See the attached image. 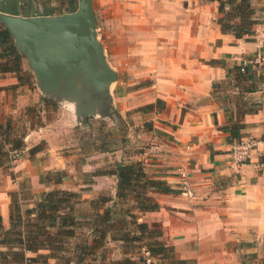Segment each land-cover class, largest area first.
<instances>
[{
    "label": "crops",
    "instance_id": "obj_1",
    "mask_svg": "<svg viewBox=\"0 0 264 264\" xmlns=\"http://www.w3.org/2000/svg\"><path fill=\"white\" fill-rule=\"evenodd\" d=\"M5 1L0 0V6ZM17 1L21 5L31 0ZM113 2L128 9L114 14ZM106 3L110 7L103 10L111 28L108 34L115 37L110 42L118 43L110 49L116 50L115 61L110 54V66L121 65V51L125 52L127 65L130 59L140 61L142 76L153 80L152 90L163 106L157 115L160 122L154 126L159 134L150 140V145L159 147V153L144 160L145 171L164 181L174 192L151 193L159 205L158 211L136 213L141 223L159 225V241L172 247L171 257L159 258L158 264H264V82L257 90H249L252 84L259 85L252 67L246 66L248 73L241 81L234 79L232 71L242 68L251 52H255L254 39H236L221 32L216 23L217 2ZM211 61L216 63L209 64ZM8 74L0 73V124L8 113L12 86L17 84ZM228 80L234 82L233 93L246 87L249 105L256 104L258 109L255 113L237 118L233 101L220 103L213 98V84H226ZM236 120L245 125L242 139L250 138L256 143L249 159L239 165L230 160L234 143H227L228 132L220 130ZM142 158L145 159L144 155ZM21 166H16L15 172L26 168ZM181 172L188 176L186 189ZM27 173L32 177L29 168ZM116 181L113 176L114 185ZM5 185L4 188L11 187ZM9 204L6 190L0 191L3 228L8 223ZM87 240L89 245L93 239Z\"/></svg>",
    "mask_w": 264,
    "mask_h": 264
},
{
    "label": "rangeland",
    "instance_id": "obj_2",
    "mask_svg": "<svg viewBox=\"0 0 264 264\" xmlns=\"http://www.w3.org/2000/svg\"><path fill=\"white\" fill-rule=\"evenodd\" d=\"M31 1L33 7L39 11L48 6L55 8L56 15L68 13L64 11L63 6L68 0ZM75 1L77 3V0ZM105 2L106 0H92L96 40L102 45L108 67L117 74L116 81L111 82L107 92L101 94L107 100L105 108L99 102H93L92 106L88 105L86 98L81 101L87 94L84 84H76L77 90L64 96L43 94L28 62L21 54L20 71L8 74L15 78L17 84L12 86V97L7 105L8 113L2 118L1 123L5 119H11L15 129L25 133V148L22 156L12 164L10 170L0 169V191L6 190L9 201V194H13L20 202L23 201L24 205L21 207L23 212L33 208L34 203L41 201L43 195L50 191L77 194L71 200L77 201L72 212L73 235L60 238L56 236L55 229H51L50 240L52 236L57 237L51 241L53 250L27 254V257L35 261L29 264H137L141 248L147 247L150 240L154 241L145 237L141 241L136 240L139 233L131 224L134 220L129 215L120 213L126 205L119 203L114 206L111 173L116 164L137 161H140L145 169L144 160L149 157L143 159V152L150 145V140L159 134L154 126L160 122L157 115L163 106L152 90L153 80L142 76L140 61L130 59V64L127 65L125 52L121 51L123 55L122 59L119 57V60L123 61L121 65L114 66L117 70L110 66V54L113 53L115 61L116 52L110 49L118 43L110 42L115 40V37L110 38L108 34L111 28L103 10L110 7L109 3L105 5ZM250 3L255 10L258 23L264 8V0H250ZM124 9L128 8L113 2L114 14ZM224 11H228V8ZM113 20L116 22V17ZM115 30L116 24L113 27V35ZM253 55L254 52H251L248 59ZM253 70L257 73L256 81L259 85L252 84L247 88L249 90L251 88L257 90L264 82V68L256 67ZM227 83L216 90L213 88V94L220 95L218 100L214 97L215 100L220 103L233 101V105L239 108L241 105L242 109L244 106L255 108L256 104L249 105L250 100L245 86L244 91L239 88L233 93L234 87L231 83L234 82L228 80ZM19 96L21 104L18 101ZM258 97L261 101L262 96ZM88 109L91 110V114L84 115L83 112ZM77 111L81 114L78 115ZM33 147L37 150L31 155L29 151ZM18 165H22L21 167L26 165V168L24 167L22 172H15ZM27 168L32 171V177L28 175ZM60 176L64 177L60 183H56ZM5 184L11 187L4 188ZM109 199L111 201L102 202ZM105 210L110 212V224L105 227L109 232H104L106 238L100 242V246L93 248V241L97 236L93 231V225L98 224L100 220L97 216ZM132 213L138 217L137 212ZM60 214H63L62 210ZM118 218L130 222L117 224L115 220ZM137 223L141 222L137 219ZM4 228H8V223ZM98 229H104V226L100 225ZM113 236L119 237L120 240L113 241ZM89 237L93 240L87 245ZM84 246L89 248L83 250Z\"/></svg>",
    "mask_w": 264,
    "mask_h": 264
},
{
    "label": "trees",
    "instance_id": "obj_3",
    "mask_svg": "<svg viewBox=\"0 0 264 264\" xmlns=\"http://www.w3.org/2000/svg\"><path fill=\"white\" fill-rule=\"evenodd\" d=\"M34 1V0H33ZM210 2H217V12L219 17L216 19L217 25L221 32L229 33L236 39L248 40L253 35V27L257 24L255 18V10L253 9L250 0H203ZM17 0H7L0 6V11L17 15V14H41L44 16L56 15L55 8L44 6L43 11H39L33 7L32 1L25 2L21 5ZM65 12H73L77 8L75 0H68L63 5ZM228 8V11H224ZM22 56L14 47L13 39L6 28L0 25V73H18L20 71V60ZM4 60L2 63L1 61ZM216 62H209L214 64ZM246 68V69H245ZM241 73V67H236L234 72V79H241L244 74H247V67ZM246 70V71H245ZM230 71L228 72V74ZM224 83H215L213 88L222 86ZM222 88V87H221ZM219 93L213 94V98L218 100ZM215 99V98H214ZM246 103H243L245 105ZM246 106L240 108L235 105L237 110V118L240 115L255 113L258 109ZM14 123L11 119H5L0 124V169L10 170L12 164L17 161L25 148L24 138L25 133L15 129ZM245 125L236 120L235 123L228 124L222 127L221 131H227V143H236L243 138L242 131ZM264 141V136L262 137ZM37 150L36 147L30 149L32 155ZM264 161V158L262 159ZM10 175V174H9ZM115 176L116 192L114 206L119 203L126 205L120 213L122 215H129L134 221L131 224L137 229L139 233L135 239L141 241L144 237L150 240L147 244V249L156 258H169L172 255V247L165 246L159 241L162 231L157 224L148 226L146 223H137L136 215L132 212L147 213L158 211L159 205L151 197V193L169 194L174 191L171 190L164 181L149 176L143 164L140 161L128 164H116L115 169L111 173ZM64 177V176H63ZM60 176L56 183H60L63 178ZM77 194L63 191H50L43 195V199L34 203V207L26 209L24 212L21 207L24 205L23 201L14 198L13 194H9V216L8 228H3L0 217V264H29L35 262L32 258L27 257V254H37L40 250L52 251L51 241L57 237L52 236L50 240V230L55 229L56 236L67 237L72 236V226L74 219L72 217L73 206L77 201H71ZM109 200H103L106 203ZM130 206V207H128ZM128 207V208H127ZM61 210L63 214H60ZM114 214V211H113ZM109 210L98 214L100 220L98 224L93 225V231L97 234L94 239L93 248L101 245L100 242L106 238L104 232L110 224ZM117 224H128L130 221L123 219L115 220ZM126 222V223H125ZM104 226V229H98L99 226ZM64 228V230H63ZM68 228V229H67ZM119 237L113 236V241H119ZM51 246V248H50ZM89 248V247H87ZM86 246L83 250L87 249ZM56 259L55 257H51ZM61 264V263H59Z\"/></svg>",
    "mask_w": 264,
    "mask_h": 264
},
{
    "label": "water",
    "instance_id": "obj_4",
    "mask_svg": "<svg viewBox=\"0 0 264 264\" xmlns=\"http://www.w3.org/2000/svg\"><path fill=\"white\" fill-rule=\"evenodd\" d=\"M0 25L10 33L45 95L64 96L75 92L76 84H84L87 96L81 101H88L90 92L105 93L117 79L96 40L92 0H77L75 11L61 15L23 17L0 12Z\"/></svg>",
    "mask_w": 264,
    "mask_h": 264
},
{
    "label": "built area",
    "instance_id": "obj_5",
    "mask_svg": "<svg viewBox=\"0 0 264 264\" xmlns=\"http://www.w3.org/2000/svg\"><path fill=\"white\" fill-rule=\"evenodd\" d=\"M256 49L252 58L246 60L242 64L241 72H244V67L250 65L252 69L264 68V8L260 13V19L256 26L253 28V35ZM256 145L255 141L250 138H244L231 145L230 149V160L233 165H239L245 163L249 157L250 152ZM159 153V147L155 144H151L143 152L144 158L154 156ZM181 178L183 179V187H188V176L187 173L181 172ZM140 258L137 264H157V258L146 248L142 247L140 250Z\"/></svg>",
    "mask_w": 264,
    "mask_h": 264
},
{
    "label": "flooded vegetation",
    "instance_id": "obj_6",
    "mask_svg": "<svg viewBox=\"0 0 264 264\" xmlns=\"http://www.w3.org/2000/svg\"><path fill=\"white\" fill-rule=\"evenodd\" d=\"M93 102H99L102 107L105 108L107 100H105V96L97 93H91L89 97V101H87L88 105L92 106Z\"/></svg>",
    "mask_w": 264,
    "mask_h": 264
}]
</instances>
